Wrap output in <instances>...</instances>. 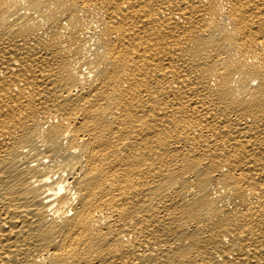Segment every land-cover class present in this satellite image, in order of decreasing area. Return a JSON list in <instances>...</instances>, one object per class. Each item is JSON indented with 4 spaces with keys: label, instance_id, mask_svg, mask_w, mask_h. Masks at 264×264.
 Instances as JSON below:
<instances>
[{
    "label": "bare ground",
    "instance_id": "1",
    "mask_svg": "<svg viewBox=\"0 0 264 264\" xmlns=\"http://www.w3.org/2000/svg\"><path fill=\"white\" fill-rule=\"evenodd\" d=\"M0 264H264V0H0Z\"/></svg>",
    "mask_w": 264,
    "mask_h": 264
}]
</instances>
